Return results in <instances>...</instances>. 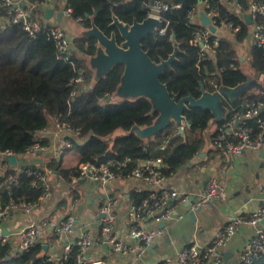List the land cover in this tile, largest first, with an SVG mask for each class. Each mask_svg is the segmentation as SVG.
Masks as SVG:
<instances>
[{"label": "trees", "instance_id": "16d2710c", "mask_svg": "<svg viewBox=\"0 0 264 264\" xmlns=\"http://www.w3.org/2000/svg\"><path fill=\"white\" fill-rule=\"evenodd\" d=\"M34 6L33 18L44 22L40 3L44 0H27ZM170 6L161 13L163 35L148 37L143 41L144 49L150 57L159 62L168 59L173 52V37L179 43L180 53L171 68H166L160 80L166 83L171 93L179 98L200 96L203 84L209 91L216 86L235 87L246 77L239 58V45H245L249 38L250 24L244 18L251 0H240L243 16L230 13L221 6V17L228 18L240 27L234 39L220 36L219 46L214 57L202 56L200 46L192 44L196 26L187 18L188 12L199 0H157ZM66 6L72 9L71 18L85 28L95 24L108 36L116 28H111L112 16L132 24L148 17L150 5L133 0H66ZM38 16H40L38 18ZM7 9L0 0V148L24 155L35 143L38 131L46 129L56 118L61 117L72 127L81 130L79 143L74 147L80 152V163L102 164L119 163L130 159L134 168L141 161L161 160L162 171L166 178L171 177L181 167L206 148L204 131L212 117L210 111L193 108L185 113L190 128H185V137L178 134L175 125H170L156 138L145 142L135 134L110 137L115 130L123 128L129 131L134 125H151L157 113L151 114L149 100H110L120 83L124 71L117 66L94 86L93 72L89 68L88 56L96 52V40L76 37L73 42L76 52L66 59L58 51L55 43L46 32L31 37L21 23L7 20ZM78 19H81L78 21ZM47 23V22H45ZM49 25V23H47ZM122 40L119 38V42ZM251 60L248 64L254 75L264 77V49L251 45ZM81 69L87 74L82 84L72 83ZM90 87V88H89ZM264 100V94L248 92L236 103L225 102L230 115L241 111L248 102ZM264 116V113L262 114ZM44 145L46 140L42 142ZM213 149H209L211 153ZM67 179L75 173L59 170L61 163L52 161L48 166ZM34 168V167H33ZM6 176H13L17 184H9L0 176V203L5 206L17 202H36L41 191L32 187L34 177L17 167H10ZM147 197V193L133 194L138 205ZM101 235V233H100ZM102 237V236H101ZM77 246H73L69 258L62 263L49 260L47 249L39 245L28 253L15 254L11 244H0V264H77ZM87 264H93L88 262ZM252 264H264V256L255 259Z\"/></svg>", "mask_w": 264, "mask_h": 264}, {"label": "built area", "instance_id": "2783aa9c", "mask_svg": "<svg viewBox=\"0 0 264 264\" xmlns=\"http://www.w3.org/2000/svg\"><path fill=\"white\" fill-rule=\"evenodd\" d=\"M2 5L7 9L8 22L21 23L27 33L34 37L40 32H46L50 39L55 43L58 51L66 59H70L76 52V46L70 39L68 34L60 25H47L38 19L33 18L34 6L25 7L20 3V0H1ZM52 0H44L40 3L41 7L47 6ZM221 6L225 7L230 13L243 16V5L240 0H199L187 14L190 23L196 26L193 33L192 44L200 46L202 56L205 54L214 57L219 46L220 34L222 29H228L235 37L240 31L239 26H235L228 18L221 17ZM168 4L161 3L160 6L152 7L149 15L161 19V13L169 10ZM68 15H72V9L66 6L65 10ZM202 14H205L210 25L217 29V32H212L208 26L202 23ZM249 14L251 19L249 37L252 45L264 49V0H251L249 2L248 11L244 14ZM245 18V17H244ZM81 19H78L80 21ZM162 20V19H161ZM165 28H158V35H163ZM251 60V55L248 56V61ZM86 70L81 69L78 75L71 80L72 83L82 84L85 81ZM218 86H216V89ZM264 100L257 102H248L243 106L241 111L234 112L229 115L222 123H220L215 135L212 138L213 145L227 153L230 156H239L246 152H255L264 149ZM62 135L81 136L79 128L72 127L68 122L63 121L61 117H56L52 121V125L46 129L40 130L35 135V143L28 149L27 153L31 156L44 153L47 147L42 143L47 137H60ZM61 145L55 150V156L61 157L71 151L74 144L71 140H63ZM18 154L11 150H2L0 148V176L6 178L9 184H17L18 181L13 176H6L7 170L10 167H17L10 162V158ZM131 160L125 159L119 163L102 164L99 166L92 163H80L77 175L74 179L92 178L97 181H120L128 178H135L144 181L150 188V193L138 206L133 207L132 215L135 219L143 221L150 217L153 223H157L155 228H146L135 225L131 228L129 238L130 242L120 239L115 233V225L117 221V205L118 200L111 198L107 200L101 208V213L104 214L100 225V233L102 238L107 242L109 249L114 254L122 256L134 257L137 260H142L145 252L151 246L156 238L162 237L165 229L160 227L162 224H170L183 218L177 212L176 205L172 201L181 198L184 202H191V210L196 211L209 202H215L224 199V194L221 189L218 179H211L201 194L193 201V197L189 194H181L174 187L167 184L161 167L160 160L149 161L146 164L138 165L134 168L130 167ZM25 171L28 176L34 177L32 187L41 191L38 201L35 203L11 200L5 206L0 203V225L9 216L14 208L30 209L39 202H44L50 199L51 189L49 185V176L54 174L53 169L46 165L45 167L32 168L30 166H21L19 171ZM5 183V182H4ZM4 183H0V189ZM264 207L254 211L251 217L247 220L236 218L229 224L224 225L210 243L206 246L193 244L185 247L177 254L173 263L165 264H225L223 260L222 248L234 236L243 225H250L255 228V233L251 241L248 243L245 250L240 256V264H252V262L264 256ZM76 228V220L73 216H68L56 226L55 232L57 239L61 242V249L48 256L49 260L57 263H62L67 260L72 253L73 246H77V264H87L89 261L86 258L89 247L92 245L95 235L92 229L83 230L82 234L75 243L65 241L68 234L72 233ZM15 244H12V250L15 254L28 253L39 245H46L44 241V231L41 222H34L27 228L20 231L16 236ZM8 236L1 232L0 228V244H11Z\"/></svg>", "mask_w": 264, "mask_h": 264}, {"label": "crops", "instance_id": "0c3cea01", "mask_svg": "<svg viewBox=\"0 0 264 264\" xmlns=\"http://www.w3.org/2000/svg\"><path fill=\"white\" fill-rule=\"evenodd\" d=\"M41 8L42 16H38V18L40 17L50 25H60L72 41L79 37L77 22L64 11L65 0H52L50 4ZM44 8L54 9V14L50 19L45 18ZM59 13L63 14L60 22ZM219 34L234 39L227 29H223ZM251 45L249 37L245 45L238 46L239 53L241 49H244L247 64ZM260 79L264 82V77ZM51 125L52 122L49 126ZM47 138L46 152L36 156L28 154L18 156L17 168L21 166L45 167L49 166L52 161H59L61 163L59 170L67 169L71 173L73 171L75 173L67 179L52 168L54 174L49 176L52 192L50 199L39 202L28 210L22 208L11 210L9 216L0 225L1 232L9 237L11 245L15 244L16 236L20 231L34 222H41L48 256L53 255L62 246L56 237L54 228L66 217L73 216L76 220V228L66 236L65 241L75 243L83 230L92 229L95 239L88 249L86 258L93 264L97 262L102 264L173 263L183 248L193 244L208 245L224 225L231 223L236 218L247 220L254 211L264 207V149L246 152L239 156H230L217 149L213 144L209 145L206 140V148L203 150L206 156L197 164L181 167L175 174L167 178V184L181 194H189L195 199L203 192L207 183L216 178L225 196L224 199L211 202L212 205L205 204L200 210L194 211L195 218L190 213L192 211L191 204L188 206V202L182 201L181 198L172 201L176 205L178 214L183 218L170 224L160 225L165 229L163 236L154 240L142 260L114 254L109 247L106 252L104 249L105 240L100 235L102 222L100 214H102L101 208L111 198L118 200L115 233L120 239L130 242V230L135 225L146 228L159 226L157 223H153L150 217L140 221L132 215L133 207L138 206L132 195L146 192L148 196L149 186L144 181L135 178L105 182L86 178L74 182L80 164L79 150L73 147L71 151L59 158L55 156V150L61 145L62 138L78 143L80 138L69 135ZM209 149H213L211 153L208 152ZM147 162L149 160L141 161L139 164ZM36 202L34 203L36 204ZM254 233L253 226H241L240 230L222 248L225 264H240V256L253 238Z\"/></svg>", "mask_w": 264, "mask_h": 264}, {"label": "water", "instance_id": "95a60500", "mask_svg": "<svg viewBox=\"0 0 264 264\" xmlns=\"http://www.w3.org/2000/svg\"><path fill=\"white\" fill-rule=\"evenodd\" d=\"M144 2L150 7H158L161 2L157 0H133ZM20 3L25 7H31V3L27 0H20ZM46 19L54 14V9L44 8ZM62 13L58 14L59 22ZM245 19L248 24H251L249 14H246ZM91 26L85 28L78 24L77 33L83 39L94 38L96 40V52L92 56H88V64L93 72L92 84L102 80L117 66L124 67L123 74L119 85L114 94L107 98V101L112 100H137L145 98L149 100L152 109L151 114L157 113L153 123L148 126L134 125L129 131L118 128L110 137L117 135L131 136L135 134L145 142H149L156 138L161 132L166 130L170 125L174 124L178 130V134L185 137V128H190L185 113L193 108H202L210 111L212 117L205 129V138L209 145L213 144L212 138L215 135L220 123L227 119L230 115V108L225 105L228 101L230 104L239 101L245 94L252 92L255 94H264V82L258 79L250 70V66L245 62L244 49L240 50L239 58L243 64V72L246 80L235 87L220 85L216 90L209 91L203 84L200 86V96L195 98L187 96L179 98L178 94L171 93L166 83L160 80V76L166 68H171L173 62L177 60V55L180 53L179 43L173 37V52L168 59H161L159 62L153 60L149 52L144 49L143 41L152 36L157 37L158 28L162 26V20L155 16L148 15L143 21L134 20L132 24L121 21L115 14L112 16L111 28H116L110 36L106 35L96 24L94 16L90 18ZM202 23L208 26L212 32H217V29L210 25L209 18L202 14ZM119 38L122 40L119 42ZM89 87V88H90ZM206 156L205 152L201 151L187 164L192 166L199 163ZM10 162L17 165L18 158L13 156ZM193 199L192 202H195ZM211 205L212 203L209 202ZM191 202L187 205L190 206ZM208 204V203H207ZM202 207L198 208L200 210ZM195 218V212H190ZM100 218H104V214H100ZM264 225V220L262 221ZM96 232L98 230H95ZM46 248V245H44ZM104 249L108 251L107 242L104 243ZM132 257V255H130ZM95 264H102L97 262Z\"/></svg>", "mask_w": 264, "mask_h": 264}, {"label": "rangeland", "instance_id": "374dc122", "mask_svg": "<svg viewBox=\"0 0 264 264\" xmlns=\"http://www.w3.org/2000/svg\"><path fill=\"white\" fill-rule=\"evenodd\" d=\"M222 30H223V29H222ZM222 30H221V31H222ZM227 30H228V29H227ZM231 34H232V33H231ZM220 36H221V35H220ZM175 130H177L176 126H175ZM177 132H178V130H177ZM204 136H205V133H204Z\"/></svg>", "mask_w": 264, "mask_h": 264}, {"label": "bare ground", "instance_id": "6f19581e", "mask_svg": "<svg viewBox=\"0 0 264 264\" xmlns=\"http://www.w3.org/2000/svg\"><path fill=\"white\" fill-rule=\"evenodd\" d=\"M136 204V203H135Z\"/></svg>", "mask_w": 264, "mask_h": 264}]
</instances>
